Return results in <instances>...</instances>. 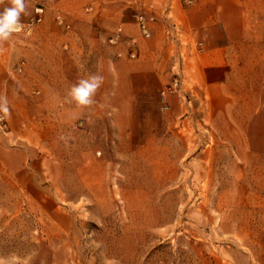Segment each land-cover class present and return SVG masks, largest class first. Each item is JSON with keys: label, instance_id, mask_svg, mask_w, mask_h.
<instances>
[{"label": "rangeland", "instance_id": "obj_1", "mask_svg": "<svg viewBox=\"0 0 264 264\" xmlns=\"http://www.w3.org/2000/svg\"><path fill=\"white\" fill-rule=\"evenodd\" d=\"M54 20L75 32L62 10ZM120 26L101 41L138 59L139 38L125 26L124 39L111 41ZM173 78L103 77L96 109L67 113L62 137L35 138L24 155L12 141L0 148V262L264 264V155L239 162L237 177L235 147L193 98L182 95L174 108L170 97L182 87L163 97ZM78 81L70 77L66 99Z\"/></svg>", "mask_w": 264, "mask_h": 264}, {"label": "crops", "instance_id": "obj_2", "mask_svg": "<svg viewBox=\"0 0 264 264\" xmlns=\"http://www.w3.org/2000/svg\"><path fill=\"white\" fill-rule=\"evenodd\" d=\"M41 3L46 13L34 32L14 33L0 43V96L7 98L10 111L8 129L0 128L1 152L12 141L17 146L10 147L12 152L24 155L35 138H51L54 130L62 137L67 113L96 109L69 103L64 88L70 77L179 73L182 90L173 92L171 105L178 108L182 95L193 98L191 105L235 147L237 177L239 162L264 155V88L258 85V78L264 77V0H27L30 15L21 21L34 18ZM88 4L94 12H84ZM7 6L9 0H4L0 11ZM59 10L73 22L75 32L56 24ZM139 12L155 18L148 39L138 32ZM118 24L139 38L138 59L126 58V45L101 41ZM54 36L57 54L51 51ZM120 50L124 57L117 55Z\"/></svg>", "mask_w": 264, "mask_h": 264}, {"label": "clouds", "instance_id": "obj_3", "mask_svg": "<svg viewBox=\"0 0 264 264\" xmlns=\"http://www.w3.org/2000/svg\"><path fill=\"white\" fill-rule=\"evenodd\" d=\"M2 3L4 0H0V4ZM9 5L0 11V43L9 40L14 33L23 30L25 25L22 23L21 17L30 15L27 0H9ZM102 83L103 77L97 74L80 79L68 93L69 103L75 102L78 106L92 105L94 103L93 98ZM0 112L5 116H10L8 101L4 96H0Z\"/></svg>", "mask_w": 264, "mask_h": 264}, {"label": "built area", "instance_id": "obj_4", "mask_svg": "<svg viewBox=\"0 0 264 264\" xmlns=\"http://www.w3.org/2000/svg\"><path fill=\"white\" fill-rule=\"evenodd\" d=\"M36 13L37 15L32 18L31 20L27 21V22H22L25 27L23 30L21 31H25L27 33H29V29H30V33L34 32L36 27L43 22L44 20V16L46 13V6L44 4H39L36 7ZM58 20L60 23H64L65 19L64 16L59 14L57 16ZM136 18L140 27V31L143 37L145 38H150L152 36V22L155 20V18L151 15L146 14L145 12H139L136 14ZM125 37V29L124 26H120L118 27V29L116 30L114 36L111 38V41L114 43H118L120 41H122ZM133 46V49L131 50V56L132 57H137L138 55V39L136 37L131 39ZM182 83L183 80L181 78V75L179 73H177L175 75V77L173 78V80L167 85V87L162 91V95L164 98L167 97V94L169 92L172 91H179L182 87ZM0 127L7 129L8 128V119L7 116H5L2 112H0Z\"/></svg>", "mask_w": 264, "mask_h": 264}]
</instances>
